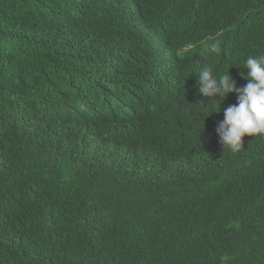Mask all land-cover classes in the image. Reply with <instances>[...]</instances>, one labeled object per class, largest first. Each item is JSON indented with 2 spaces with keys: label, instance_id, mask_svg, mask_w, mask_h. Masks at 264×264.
I'll return each instance as SVG.
<instances>
[{
  "label": "trees",
  "instance_id": "16d2710c",
  "mask_svg": "<svg viewBox=\"0 0 264 264\" xmlns=\"http://www.w3.org/2000/svg\"><path fill=\"white\" fill-rule=\"evenodd\" d=\"M248 56L264 0H0V264H264V135L197 84Z\"/></svg>",
  "mask_w": 264,
  "mask_h": 264
},
{
  "label": "clouds",
  "instance_id": "9594fccd",
  "mask_svg": "<svg viewBox=\"0 0 264 264\" xmlns=\"http://www.w3.org/2000/svg\"><path fill=\"white\" fill-rule=\"evenodd\" d=\"M212 50L216 51L215 46ZM245 68L248 69L245 77L248 82L242 87H237L229 70L214 75L212 69L205 66L197 73L200 93L220 102L218 111L214 104L211 105V112L220 111V104L229 93L237 94V103L223 110L224 119L216 128L220 143L233 152L241 150L246 134L264 135V57L248 56Z\"/></svg>",
  "mask_w": 264,
  "mask_h": 264
}]
</instances>
